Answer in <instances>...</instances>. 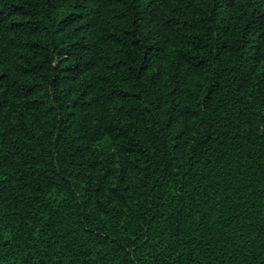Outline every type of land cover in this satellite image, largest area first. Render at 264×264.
Returning <instances> with one entry per match:
<instances>
[{
  "label": "trees",
  "instance_id": "obj_1",
  "mask_svg": "<svg viewBox=\"0 0 264 264\" xmlns=\"http://www.w3.org/2000/svg\"><path fill=\"white\" fill-rule=\"evenodd\" d=\"M0 264H264V0H0Z\"/></svg>",
  "mask_w": 264,
  "mask_h": 264
}]
</instances>
